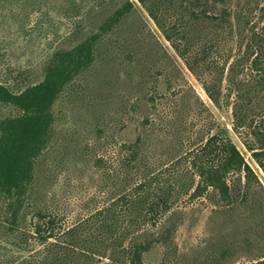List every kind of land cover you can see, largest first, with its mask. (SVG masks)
<instances>
[{
  "label": "rangeland",
  "instance_id": "rangeland-1",
  "mask_svg": "<svg viewBox=\"0 0 264 264\" xmlns=\"http://www.w3.org/2000/svg\"><path fill=\"white\" fill-rule=\"evenodd\" d=\"M127 1L1 0L0 80L16 88L41 81L55 51L72 48L97 32ZM133 1L132 11L100 40L94 64L66 87L54 105L52 140L37 168L39 202L60 210L64 223L71 225L101 205L105 191L114 194L115 188L110 186V190L108 180L103 179V170L95 166L98 154L118 149L107 150L113 143L140 138L142 147L167 165L201 138L221 131L233 140L256 173L247 200L226 206L213 193L185 194L174 207L177 228L172 241L156 243L145 261H260L264 259V170L249 148V143L258 147L260 142L249 127L234 128V92L227 79L224 77L222 105L218 107L146 6ZM227 1L225 7L232 11L234 23L240 20L243 30L241 34L237 29L239 35L228 45L233 63L243 54L250 36L264 32V0ZM172 2L180 4V0ZM176 3L166 13L170 21L181 18ZM214 7L220 10L223 4ZM206 25V21L202 23ZM194 29L193 37H197L199 32ZM249 66L238 69L239 79H250ZM17 113V108L0 102V119ZM252 113L255 124L264 128V95L256 97ZM236 179L238 176L230 177L231 181ZM244 181L243 177L242 186ZM7 241L0 236V258L27 255Z\"/></svg>",
  "mask_w": 264,
  "mask_h": 264
},
{
  "label": "trees",
  "instance_id": "trees-1",
  "mask_svg": "<svg viewBox=\"0 0 264 264\" xmlns=\"http://www.w3.org/2000/svg\"><path fill=\"white\" fill-rule=\"evenodd\" d=\"M137 1L146 6L218 107L227 79L234 92L233 126L236 130L247 126L258 138L259 146L249 143V148L264 170V128L255 124L252 115L256 97L264 95V32L252 34L243 54L230 63L228 45L243 30L240 20L234 23L232 11L225 7L227 0ZM175 3L181 18L170 21L166 13ZM134 4L128 0L97 32L72 48L55 51L41 81L16 88L0 80V102L18 109L16 115L0 119V236L27 252L7 254L0 264H147L146 254L156 243L172 241L177 228L174 207L185 194L213 193L226 206L247 200L256 173L233 140L219 131L201 138L167 165L147 152L140 138L117 141L107 150L118 149L106 155L96 153L95 166L103 170V179L108 180L109 189L115 188L114 194L105 191L102 204L76 223L66 225L60 210L40 204L37 168L52 140L54 105L66 87L94 64L100 40ZM218 4H223L220 10L214 7ZM194 28L197 37H193ZM248 63L250 79H239L238 69ZM231 176L238 179L231 181ZM245 264H264V259Z\"/></svg>",
  "mask_w": 264,
  "mask_h": 264
}]
</instances>
